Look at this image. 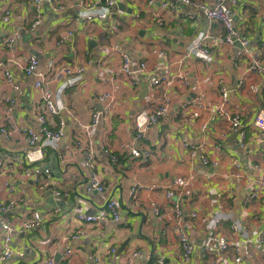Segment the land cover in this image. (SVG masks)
Returning <instances> with one entry per match:
<instances>
[{
  "label": "crops",
  "instance_id": "1",
  "mask_svg": "<svg viewBox=\"0 0 264 264\" xmlns=\"http://www.w3.org/2000/svg\"><path fill=\"white\" fill-rule=\"evenodd\" d=\"M149 1L117 0L108 19L86 22L76 21L84 11L77 0H54L66 6L60 12L43 0L39 13L30 0H0V20L9 13V22L0 24V41L19 35L14 46L0 45V77L10 70L22 91L16 94L8 84L0 85V128L9 133L7 139L0 133V204L17 200L2 218L22 227L35 212L40 216L37 225L22 227L13 237V255L0 264H42L46 258L62 264H125L131 252H138L134 264H178V228L172 211L176 200L183 213L182 228L194 246L189 264H236L234 247L242 248L239 264H264V243L257 241L264 227V194L246 203L253 186L229 177L233 160H238L243 174L264 187V139L258 140L253 125L254 115L264 110V75L248 71L247 57L236 60L237 46L223 43L221 24L203 17L189 19L185 14L192 13L191 8L178 0ZM37 20L39 24L32 27ZM234 22L252 51L263 57L264 0H238ZM112 25L118 26L116 33ZM198 34L206 36L205 45L213 55L207 63L184 56ZM115 47L129 56L134 70L145 64L137 86L121 73ZM30 56L38 60L37 74H46L47 63L53 62L47 88L55 97L64 79L59 67L84 69L79 83L60 94V117L49 122L51 128L60 120L64 123L59 142L62 160L55 152L42 150L36 166L50 174L36 182L24 176L22 167L8 162L10 156L29 149L21 130H37L36 116L42 114L36 76H25L21 69ZM155 78L169 79L171 85L155 87ZM220 84L229 94L225 109L241 115L243 146L239 135L214 114ZM105 93L112 97L111 110L90 130L89 146L84 129L92 112L103 108L98 97ZM5 97L15 99L10 111ZM164 98L169 100L167 116L148 130L145 140L135 142L134 117L157 108ZM131 146L150 152L148 162L133 158ZM92 175L104 187L103 193L85 189ZM177 179L187 186H174ZM7 182L14 187L12 194ZM133 185L143 188L135 199L130 196ZM166 190L172 192L170 199ZM110 200L120 207L118 222L98 225L76 218L78 213L105 212ZM130 201H135L134 207H129ZM215 219L220 222L211 227ZM234 223L240 225L238 231L231 229ZM218 236L230 243L225 253L216 251ZM204 247L209 251L203 257Z\"/></svg>",
  "mask_w": 264,
  "mask_h": 264
},
{
  "label": "built area",
  "instance_id": "2",
  "mask_svg": "<svg viewBox=\"0 0 264 264\" xmlns=\"http://www.w3.org/2000/svg\"><path fill=\"white\" fill-rule=\"evenodd\" d=\"M31 8L36 12H40L42 7L43 0H30ZM78 4L81 5L84 9L83 13L76 19V21L85 20L86 22H93L94 20L104 21L108 19V16L111 15L112 9L116 6L117 0H91L89 4H86L84 0H77ZM181 4L189 6L192 13L185 14L191 20L198 19L203 17L209 22H217L221 24L224 29V36L222 41L228 46H237L236 50V60L239 61L243 57H247V69L249 72L255 73L257 75H264V56L260 57L259 53L252 51L249 40L247 37L241 35L235 29L234 22V8L236 7L238 0H214L211 4H208L206 0H178ZM45 2L52 6L54 12H60L65 10L66 6L64 4L55 3L54 0H45ZM154 0H150L149 3H153ZM164 7L173 8V4L165 3ZM9 22V13L6 12L0 20V24L4 25ZM39 24V20L35 21L32 24V27H35ZM112 33L118 31V26L112 25ZM19 39L17 33L4 37L0 41V45L3 47H11L16 44ZM206 36L203 34H198L187 47L184 56L185 58L195 57L200 59L203 63H207L212 58V52L205 45ZM115 52L121 58V67L120 71L128 82L132 86H137L140 80V76L145 72V64L140 63L136 70L133 69L131 60L129 56L121 51L118 47L114 48ZM158 56H164V52H153ZM38 65V60L34 56L28 58L27 64L25 67H22V71L25 76H36V81L34 82V87L41 92L40 104L42 114L36 116L38 129L34 130L32 128H22L21 133L25 137V144L29 148L21 156L12 155L8 158L9 163H15L23 168V174L26 178L37 181L41 175H49L50 170L36 166V164L42 159V150H51L56 153L58 159L62 160V151L59 147V142L64 135V123L63 121H58L55 127L51 128L49 122L53 118L60 117V114L63 111L61 102L59 103V97L62 92L75 87L84 72L82 67H59V71L63 73L64 79L60 82L57 97L47 88V80L51 77L52 69L54 68L53 62L49 61L47 63L48 71L46 74H37L35 70ZM47 75V77L45 76ZM182 81H185V78L180 76ZM2 83L8 84L11 86L13 92L16 94H21L20 85L15 81L14 75L10 70H5L2 72L0 77V85ZM152 85L169 87L171 85V80L166 78H155L152 81ZM219 90V101L214 106V114L219 118L224 120L227 123L228 130L239 135L240 146H243L245 141V131L243 130L241 115L238 112H229L225 109V105L229 103V94L227 89L220 84L218 87ZM98 101L104 103V106L101 110H94L91 114L90 124L87 125L84 129V133L88 136V145L90 146V130L99 124L102 116L109 114L112 105V97L109 93L102 94L98 97ZM3 102L7 105V110L10 111L15 105V99L4 98ZM169 111V100L164 98V101L155 109L150 112H140L134 117V127H135V136L134 141L139 142L145 140L148 137V130L157 124L162 118L166 117ZM51 123V122H50ZM253 125L256 128L258 134V140L264 139V110L258 111L253 118ZM0 133L3 138L7 139L9 133L4 129L0 128ZM78 149H81L79 140L77 142ZM183 145L185 142L183 141ZM130 155L135 159H140L142 163H147L150 158V152L140 151L136 146H131L128 148ZM89 156V153L87 154ZM203 163L207 164L208 161L203 158ZM89 165V162H86ZM232 171L229 173V177L234 180H242L246 184L253 186L250 193L244 199L246 203H250L254 200L262 199L264 194V187L261 182L256 181L254 178L243 174L242 165L238 160H233L232 162ZM178 188L187 186V182L182 179H177L172 183ZM6 187L10 194L14 192V187L11 183L7 182ZM87 191H96L99 194L104 192V187L97 179L95 175H92L87 187ZM143 190L140 185H133L130 189V196L132 199H135L136 194ZM165 197L170 199L172 197V192L170 190L165 191ZM135 201L128 202L129 207L135 206ZM17 205V200L11 198L5 204H0V260L2 262L9 260L13 251L11 249V242L13 237L20 232L22 227L31 228L37 225L40 222V216L35 212L33 214V219L30 222H25L18 227L13 225L9 221H4L2 215L10 213L15 206ZM154 207L155 215L159 216V209L155 204H152ZM105 212L86 215L78 213L76 218L79 221L86 223H96L102 225L108 221L118 222L121 218L120 207L116 204V201L110 200L105 206ZM172 211L174 215L175 224L178 228V246L180 249L178 264H189L191 261L192 254L194 252V246L190 242L187 233L182 228V218L183 213L179 203V200L173 202ZM194 216V215H193ZM220 220H212L211 227H215L219 224ZM231 229L233 231H238L240 229L239 224H232ZM78 236L75 235L74 238ZM257 241L264 243V227L257 235ZM230 247L229 241L222 237L218 236L216 251L219 253H225ZM241 247H234V255L236 256L234 262L239 264L241 262L240 252ZM209 248H201L202 256H206ZM114 252V250H111ZM138 256V252H131L128 260L125 264H134L133 261ZM42 264H62L56 263L53 258H46L41 261Z\"/></svg>",
  "mask_w": 264,
  "mask_h": 264
}]
</instances>
